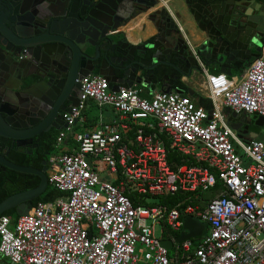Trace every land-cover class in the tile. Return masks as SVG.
<instances>
[{"label": "built area", "instance_id": "2783aa9c", "mask_svg": "<svg viewBox=\"0 0 264 264\" xmlns=\"http://www.w3.org/2000/svg\"><path fill=\"white\" fill-rule=\"evenodd\" d=\"M200 65L211 121L188 96L156 92L147 99L136 87L114 91L105 77L84 78L57 138V148L71 138L77 148L50 161L58 169L48 182L65 196L38 203L16 222L0 216L1 258L7 264H264V125L261 138L244 139L225 120L226 110L264 119V58L240 81ZM88 102L112 109L118 120L100 118L93 131L77 132ZM170 151L196 165L174 169ZM209 191L215 193L207 202L202 195ZM177 193L200 202L183 210V202L158 204ZM134 196L156 202L135 205ZM187 217L207 230L196 243L170 239L178 255L171 260L163 234L182 233Z\"/></svg>", "mask_w": 264, "mask_h": 264}, {"label": "water", "instance_id": "95a60500", "mask_svg": "<svg viewBox=\"0 0 264 264\" xmlns=\"http://www.w3.org/2000/svg\"><path fill=\"white\" fill-rule=\"evenodd\" d=\"M193 2L197 3L187 16L196 25V35L201 40L200 51L208 61L221 66L222 74L232 76L231 67L225 65L223 58L232 56L234 51L246 50L245 54H241L245 60L243 68H248L260 58L264 46V29L258 19L264 18V0H244L242 3L236 2L232 8L227 4L216 6L214 0ZM52 5L49 0L34 7H29L25 0H0V137L12 141L8 152L0 154V173L12 170L19 173V180H32L35 176L41 180L38 188L13 194L1 202L0 216L12 209H16L20 217L27 216L34 207V200L41 197L49 185L46 169L40 171L17 165L7 159L9 153L14 148L22 150L32 145L36 137L48 133L59 124L52 111L47 110L44 116L41 115L40 112L45 110L44 105L39 104L35 108L29 106L37 102L39 95L24 89V79L32 75L17 77L25 68L22 61L18 60L25 54L24 51L27 50L29 65L43 72L36 73V76L43 78L47 75L49 80H60L59 98L65 97L64 101L68 100L74 106L78 104L79 98L74 101L67 98L73 77H77L81 85L84 78L96 75L95 69H98V75L108 79L114 85V91L144 86L139 81L141 78L138 79V71L150 69V65L166 55L170 40L175 41L174 35L165 31L168 25H176L178 21L163 7L162 12L165 13H149V20L157 34L154 44L145 48L140 60H136L135 56L126 58L120 52L122 43H117V46L113 44L119 38L111 35V31L125 27L137 15L146 13H133L137 15L131 19L125 18L131 13H107L108 8L114 11L120 8V0H61L55 7ZM186 5H190L189 0H186ZM207 7L212 10L208 11ZM207 13L217 15L210 16ZM224 13L238 14L239 21H233L235 26L230 27L232 22L227 20L228 16ZM250 29L255 33H251ZM113 46L118 47L116 52L120 58L109 57V53H114ZM127 47V43H124L122 49ZM148 49L153 51L150 58H147ZM246 55L249 59H246ZM232 61L230 57L228 62ZM159 64L170 66L168 62H158L154 68ZM194 67L200 68L198 64ZM67 110L68 107L62 112L65 114ZM64 114L59 132L66 128ZM212 114L213 111H210V121ZM226 123L240 138L256 139L259 136L242 129L251 123V117L245 114L231 113ZM255 125L263 127L264 119L258 118ZM183 222L185 232L175 239L176 243L197 239L204 234L205 227L192 217L185 218ZM161 244L172 250L174 242L162 240Z\"/></svg>", "mask_w": 264, "mask_h": 264}, {"label": "flooded vegetation", "instance_id": "af4514ba", "mask_svg": "<svg viewBox=\"0 0 264 264\" xmlns=\"http://www.w3.org/2000/svg\"><path fill=\"white\" fill-rule=\"evenodd\" d=\"M25 1L28 3L29 7H32V6L34 7V5H39V4L44 3V0H25ZM60 1L61 0H49V2H51V4H53L52 6L54 7ZM120 1H121L120 8H118L116 11H114L112 8H108L109 11H107V13H131L127 15V17H125L126 19H131L132 17H135L137 15L133 13H160V12L165 13V12H162L165 7L164 8L162 7L160 9L158 8L159 6L158 0H120ZM214 1H215L214 4L216 6H224V4H227L226 6H229V8H232L233 6H235L234 4L236 2H241V3L242 1L244 2V0H222L223 2H220V0H214ZM196 3L197 2H195V4ZM189 4L190 5H186V0H184V6H185L186 13H189L192 10L193 6L195 5L193 0H189ZM207 8H208V11L212 10L211 7H207ZM167 11L171 13L169 10ZM207 14L210 16L213 14L217 15V13H207ZM224 14H227L228 16L227 20H230L232 22V25L230 27L235 26L233 25V21L234 23L236 22L234 19L239 21V17L237 13H224ZM125 18H123V20H125ZM259 21L261 23V25L260 24L259 25L264 29V18L260 20L258 19V22ZM117 22L119 21L117 20ZM176 25H168L166 27L165 32L169 34H173L175 37V41L170 40L171 44H169L167 48L165 47L168 50L166 52V55L161 56L160 59H158L153 65H150V69L138 71L137 73L139 77L138 79L141 78L139 81H141L142 84L144 85L142 87H144V89L148 91L149 93L169 91V93L180 94V92H183V90L180 89L181 88L180 83L182 82L183 79L190 80L200 75L202 71L201 68H195L194 66L198 64V66L200 67L201 63L210 62L208 61V59L204 57V55L200 51L201 40L195 41L194 37L190 36V33L187 29H182L181 27H179L178 23H176ZM120 29L121 27L117 29L116 31H111L112 33L111 35H114L115 37L119 38V39L115 38L116 40L113 42V44L116 45L117 43L121 42L122 44H121L120 52L125 54L126 58L135 56L136 60H140L143 57V54L146 50L145 48H149L150 46L154 44V40L157 35L156 32L154 31V35L150 39H148L145 42L140 43L139 45H134L128 42L126 36L120 32ZM250 32L253 34L255 33L251 29H250ZM124 43H127L128 45L126 49H122ZM194 45L197 47V49L195 48L196 49L195 52H192L191 47H195ZM116 46L112 47V50L114 53H109V57H114V58L121 57L120 54L116 52V50H118V47ZM151 52L153 51L148 49L147 58H150L149 55ZM245 52L246 50L234 51L232 56L230 57L234 58L236 55H239L241 57V54H245ZM24 53L25 54L21 55L18 58V60L20 62L22 61V64L25 68L23 71L17 74V77L24 78V77L32 75L31 77L24 79L23 81L24 89H27L28 91L29 90L34 91L38 93L39 95V98L36 99L37 102H35L34 105L30 104L29 106L32 108H35L36 105L37 106H39V104L44 105L45 110L40 112L41 115L44 116L46 114V111L49 110L50 112L51 111L53 112V116L56 117V119H58L59 121L58 122L59 124L55 128H51V130L48 133H43L41 136L36 137L32 145L26 146L22 150L14 148V150L21 151V153L23 154L35 156L37 155L43 143L50 144L51 146L57 147L55 138L57 136V133L59 132L58 128L62 125L61 118L63 117V114H64L62 110L67 107L69 108L71 104L70 102H68V100L66 102L64 101L65 97L63 99L59 98L61 81L56 80L54 78L49 80V77L47 75L43 76V78L36 76V73L41 74L43 72L40 69L36 68L35 66L29 65L30 59L28 58L27 50H25ZM230 57L223 58V60L225 59L224 61L225 65L229 63L228 59ZM245 57L246 59H249V57L247 56ZM158 62H168L170 66L159 64L156 68H154V66H156ZM95 74L98 75V69H95ZM142 78H145V79H142ZM159 81H162V84ZM31 86L33 87L28 89ZM80 88H81V85H79V80L77 79V77H73L71 80L67 98L72 99L73 101L77 97L79 98ZM180 95L184 96V94H180ZM256 121H257V118L251 117V123L249 125H245L242 129L243 130L247 129L249 132L252 131L254 129ZM11 147H12V141L10 140L9 149ZM8 150L5 152V154L8 152ZM10 153L7 159L13 162L10 158ZM5 154H2V155H5ZM49 154H52L51 149L44 151V154H43L44 157H42L44 161V166L47 165L45 160ZM11 171L12 170H6L5 172L0 173V175L8 174ZM16 176H17L16 181L13 179H7L4 185V188L6 191L9 192L11 190V187H13L14 185L22 184L23 182L26 183L29 181H33L35 178H38V177H35L32 180H22V179L19 180L18 179L19 173H17ZM0 201H1V198H0Z\"/></svg>", "mask_w": 264, "mask_h": 264}, {"label": "crops", "instance_id": "0c3cea01", "mask_svg": "<svg viewBox=\"0 0 264 264\" xmlns=\"http://www.w3.org/2000/svg\"><path fill=\"white\" fill-rule=\"evenodd\" d=\"M158 1H159V6H158L159 9L162 7H165L168 10L170 9L169 10L171 12L170 14L174 17V19L176 21H178L177 23H178L179 27H181L182 29H187L190 33V36L194 37L195 41L199 40L200 36L198 37V35H196V25L192 22L190 17L187 16L188 13H186V10H185L184 0H158ZM176 1H179V5H181V7L183 8V10H181V11H183L182 13L175 11L174 8H172V4ZM120 32L126 36L128 42L131 44L139 45L140 43L147 41L148 39H150L154 35V29H153V26L149 20V13L137 16L135 19L130 21L125 27L121 28ZM194 49H195V47H194ZM152 53L153 52L150 53L149 57L152 56ZM246 56L249 57L248 55H246ZM242 58H243L242 55H241V57L239 55H236L233 58V61L227 64L229 67H231L232 76H228L230 79H233L235 81H240L241 78L243 77V75L245 74V71L247 68H243L245 60ZM260 58H264V46L262 48ZM224 61H225V59H224ZM202 64L204 67L207 68V70L210 74H218V73H221V71H222L221 66H219L218 64H216L214 62L210 61V62H206V63H202ZM200 68H201V65H200ZM201 70H202V68H201ZM200 75L203 76V78H204V83L202 85V87L205 90L204 95L198 94L196 92V90L193 89L191 83L194 80V78L190 79V80L183 79L182 82L180 83V87H181L180 89L183 90V92H180V94H184V96L190 97L196 104L199 103L201 98H207L210 100L209 94H208V88H207V81H206V77L203 73V70L201 71ZM111 86L113 88L114 85L111 83ZM158 86H160V85H158ZM134 87L138 88L141 91V96L143 98L150 99L154 95V93H149L142 86H134ZM190 91H192L193 94ZM93 109H95L97 112L94 113ZM103 109H101V111H100L97 109V107L92 102H88L87 110L83 113V116L85 118V123L83 124V123L79 122L75 126V130L77 132L93 131L95 128H97L99 121H100V118L103 120V122L105 124H110V123L118 120V115L112 109L109 108L110 110H108V113L106 115H104ZM210 111H212V109L209 110V112ZM230 114H231L230 111L228 112V115H226V113H225V120L228 118V116ZM253 118H256V117H253ZM244 130H247V129H244ZM60 132H59V134H60ZM250 133H254V131L252 130V131H250ZM132 138H133V134H129L125 137L126 140H129ZM258 138H259V136H258ZM56 146H57V141H56ZM76 148H77L76 143L71 138V139L64 141V143L61 147H59V148L54 147V150L51 149L52 155L49 158V166L48 165L45 166L46 171H47L46 172L47 177H49L51 172L58 169V167L56 165L51 166L50 161H51L52 157L60 155L61 153H72ZM33 168H35V167H33ZM41 170H43V169H41ZM35 177H33V179ZM101 177L103 179H107V178H109V175L106 173H103V174H101ZM22 192H24V191H22ZM17 193H20V192H17ZM134 197L136 198L137 196H134ZM136 199H138V197ZM1 202H3V201H0V203ZM138 202H139V204H143L144 206L151 204V203H148L145 199H138ZM141 202H143V203H141ZM33 204H34V207H33V209H34L36 207L35 200H34ZM8 212L11 213L12 216H10V218L12 219L13 222H15L12 217L18 216L16 209H12ZM0 264H7V261L5 259H2L1 256H0Z\"/></svg>", "mask_w": 264, "mask_h": 264}, {"label": "trees", "instance_id": "16d2710c", "mask_svg": "<svg viewBox=\"0 0 264 264\" xmlns=\"http://www.w3.org/2000/svg\"><path fill=\"white\" fill-rule=\"evenodd\" d=\"M198 106H201L205 108L207 111L212 109V103L209 99L207 98H201L199 103L197 104ZM228 110L225 111L226 115H228ZM258 119V118H257ZM254 133L259 135V138L263 134V127H258L255 126L253 129ZM59 135V132L57 133V136L55 138V142L57 141V137ZM10 147V140L4 139L0 137V154H5V152L9 149ZM54 150V146H51L50 144H45L43 143L42 146L40 147L37 155L35 156H30L21 153L20 151L12 150L10 153V158L13 161V163L24 166V167H35L37 169H44V161L42 157H44V151L45 150ZM52 154H49L48 157H46V163L49 166V158ZM169 161L170 164H173L172 162L174 161L173 168L176 169L177 166L181 165H196L195 162L188 160L187 158H182L178 156L177 153L170 151L169 155ZM176 163V164H175ZM17 173L16 172H9L8 174H3L0 175V198L1 201L6 200L8 197H10L12 194H15L17 192H22L26 190H32L36 189L39 187L41 180L40 178H35L33 181L29 182H23L22 184H17L16 186L14 185L11 187V190L8 192L5 190L4 185L7 181V179H13L17 180ZM214 192V191H213ZM215 193V192H214ZM214 195V194H213ZM65 196V193L59 191L54 185L49 184L46 192L39 197L38 199L35 200V205L38 203H53L57 201L60 198H63ZM203 199H205L207 202L211 200L213 197H207L205 194L202 195ZM132 201L134 202L135 205H139L138 199L135 197H132ZM183 202V205L181 207V210L186 208L189 205H197L200 201L195 200L194 198H190V195L188 194H182V193H177L175 195H169L165 197H161L158 199V204L166 205L169 208L176 206L178 203ZM143 203V202H141ZM2 216H7L10 217L12 216L10 212H5ZM13 220L16 222L18 220L19 216L12 217ZM207 230V227H205ZM185 231H182V233ZM182 233H172L170 230L165 231L163 234V238L165 239H177ZM200 239H195L193 240L194 243L198 242ZM169 257L171 260H175L178 258L177 253L175 252V249L170 251Z\"/></svg>", "mask_w": 264, "mask_h": 264}, {"label": "rangeland", "instance_id": "374dc122", "mask_svg": "<svg viewBox=\"0 0 264 264\" xmlns=\"http://www.w3.org/2000/svg\"><path fill=\"white\" fill-rule=\"evenodd\" d=\"M172 8H174L175 11H178V12H181V13L183 12V11H181V10H183V8L181 7V5H179V1L174 2V3L172 4ZM235 78H236V77H235ZM203 83H204V78H203V76H201V75L196 76V77L194 78V80L192 81V83H191L193 89H195L196 92H197L198 94H200V95H204V94H205V90H204V88L202 87ZM108 110H110L108 107H104V109H103V111H104V115H106V114L108 113ZM93 111H94V113L97 112L95 109H93ZM256 118H257V117H256ZM213 194H214L213 191H209V192H206V193H205V195H206L207 197H213V196H214ZM147 198H148V199H146V200H148V201H147L148 203L156 202V200L151 199V197H147ZM159 232H160V227H158V230H157V233H159Z\"/></svg>", "mask_w": 264, "mask_h": 264}]
</instances>
